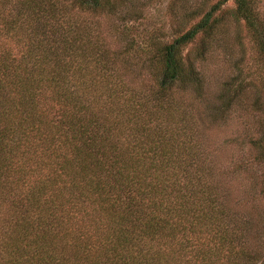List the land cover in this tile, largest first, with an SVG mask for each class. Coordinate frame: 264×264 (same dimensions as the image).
<instances>
[{"label":"trees","instance_id":"16d2710c","mask_svg":"<svg viewBox=\"0 0 264 264\" xmlns=\"http://www.w3.org/2000/svg\"><path fill=\"white\" fill-rule=\"evenodd\" d=\"M176 1L167 39L138 30L132 0H0V264H264V214L229 205L179 98H202L230 0ZM231 1L264 55L256 0ZM250 146L264 199V134Z\"/></svg>","mask_w":264,"mask_h":264},{"label":"rangeland","instance_id":"374dc122","mask_svg":"<svg viewBox=\"0 0 264 264\" xmlns=\"http://www.w3.org/2000/svg\"><path fill=\"white\" fill-rule=\"evenodd\" d=\"M204 1L212 4L217 0H191L190 7ZM179 3L176 0H132L127 10L133 11L132 16L141 22L139 31L147 34L158 31L168 39L175 25L171 14L179 16L188 7ZM255 7L264 23V0H256ZM233 10L234 4L230 0L216 13L223 16L222 27L209 43L205 58L198 66L204 86L202 98L195 100L190 93L179 98L201 134L200 140L209 153L215 178L227 202L240 215L249 216L253 225L261 226L264 199L258 193L260 169L253 164L255 154L250 140L264 134V55L244 23L232 18ZM97 20L93 19V22ZM96 23L105 35H115L119 24L114 17H103ZM107 44L113 49L120 46L111 39ZM197 46L198 40H195L183 53L192 52ZM129 72L124 77L127 81L133 79ZM232 94L238 99L230 109L222 115L217 113L214 120L209 121L205 116L206 109L218 108L220 99H228Z\"/></svg>","mask_w":264,"mask_h":264}]
</instances>
